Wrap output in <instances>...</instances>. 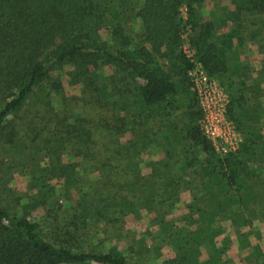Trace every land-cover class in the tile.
<instances>
[{
    "label": "trees",
    "instance_id": "16d2710c",
    "mask_svg": "<svg viewBox=\"0 0 264 264\" xmlns=\"http://www.w3.org/2000/svg\"><path fill=\"white\" fill-rule=\"evenodd\" d=\"M207 1L0 0V141L24 147L37 128L45 167L31 170L29 207L46 206L55 183L65 202L52 227L0 205V264H144L154 235L170 253L160 264H264V242L250 239L264 224V0H209L210 11ZM251 45L258 69L244 54ZM194 62L228 95L243 136L234 153L217 154L202 134L187 74ZM66 85L79 95L68 98ZM53 95L64 115L25 120L32 104L49 110ZM70 101L106 127L112 115L113 150L99 152L106 135L73 117ZM150 124L164 134L163 157L143 174L134 135L154 142ZM125 134L132 138L120 144ZM95 173L103 177L94 185ZM185 191V213L173 218ZM143 214L144 233L120 234L127 217Z\"/></svg>",
    "mask_w": 264,
    "mask_h": 264
},
{
    "label": "rangeland",
    "instance_id": "374dc122",
    "mask_svg": "<svg viewBox=\"0 0 264 264\" xmlns=\"http://www.w3.org/2000/svg\"><path fill=\"white\" fill-rule=\"evenodd\" d=\"M211 5H212L211 2L208 0L206 2V11H210ZM183 12L185 14L184 10ZM132 28L134 30H138L140 28L139 23L137 22L133 23ZM250 47H252V51L249 50ZM187 48H188L187 44L184 43V50H186ZM186 53L188 54L189 52ZM244 54L246 56L247 62L251 63V65L255 69H258L260 62L259 61L253 62V58L257 56V50L255 46L254 45L248 46V49L246 48V52H244ZM188 79L190 81L189 90L192 94L195 95L194 87L193 84L191 83L189 76ZM211 81L215 83V85L220 89V91L225 95V97L228 100V95L219 85L218 81L215 79H211ZM78 95H79L78 88H74L66 85V96L68 98H71L70 96H78ZM38 97H40V100H42V96L40 94L38 95ZM194 97L196 98V101L198 103L196 95ZM50 103L51 106L49 107V110L47 107L44 108L39 103L36 104L37 106L32 104L28 107V112H26V114H23L22 116L26 117L25 120L32 118L35 119V121L37 122L38 121L44 122V120L47 119L50 115H54L53 112L61 116L65 114L61 98L53 95L52 97H50ZM69 103H70L69 107L71 112L73 111V113L76 114L73 115V117H79L85 119V121L87 122H91V120L95 121V123H98L97 126L99 127L100 131L103 132L104 135H106V137L100 138L98 140V144L101 146L99 152L100 153L101 151L103 152V149L105 148L110 150V146H112V150H113L115 148L114 143L116 139L114 138V143H112L113 135L111 134V130L113 127L116 126V121L114 120L112 115L109 112L104 114L103 118L104 119L107 118V123H108V127H106V124L104 125L105 121L103 124H101L100 122L101 115L96 114L95 111L90 110L87 106H85L80 102H78V105L76 106L75 104L77 103V101H74V103L70 101ZM227 111H228V103H227ZM226 117L228 118L227 112H226ZM228 120L233 123V125L237 130V125L231 119L228 118ZM69 121L71 120L69 119ZM201 121H202V116L199 121L200 125H201ZM260 127L263 129L264 132V123H262ZM21 129L25 130L24 127H22ZM33 129L34 132H31L29 130L30 133H28V138L24 139L23 141L24 147L19 143H14L11 146H7L6 148H3L4 146L3 141H0V205L4 207V209H7V211L10 214H17V215L29 214L31 218L35 220H39L40 223H44L42 224L43 226L49 225V227H52L55 224L54 223H52V225L50 224L51 220L49 219V217L56 216L53 211L59 210L61 212L62 208L65 205V202L62 198L63 187L59 188L60 186L56 185L55 183L54 185L56 187L55 197L53 199L51 198L46 206L42 208L38 207L37 209H35V211L32 209V207L31 209L29 207L30 204L32 203L31 199L35 195V191L32 189L31 170L37 169L36 167L39 168V166H40L39 169H41V167H45V164L43 165L44 162L41 161V157L43 156V153L40 152V154H38L39 153L38 150L41 147L39 141L42 139V137H37L36 141L32 142L34 139L32 133H37L39 131L37 128H33ZM237 132L240 135V139L242 143L243 136L240 133V131L237 130ZM30 135H32V137H30ZM147 136L149 140L154 141L148 143L149 146L147 144L148 140L146 139L144 140L141 138V133L138 137L134 135V138L135 139L137 138L136 143L138 144V150H140L139 159L141 161V168L143 174L149 173L150 171L148 168L149 162L158 161L163 157L162 148L157 144V141L161 143L163 142L164 134L162 133V131L161 134H159V128L155 125L150 124V126L148 127ZM131 138L132 136H130L129 134H125V136L119 137L117 138V140H119L120 144H126V141L130 140ZM102 171H103L102 173L103 176L108 175L110 173V170L106 168H104ZM94 175L96 179L92 178L91 183L95 185L99 181H102L103 176L100 178L97 173H95ZM189 199H190V194L189 192L185 191V193L181 196V201L178 205L177 210L172 214L173 218L179 217L185 213L184 205L189 201ZM27 207L29 208L27 209ZM150 217L151 216H148L146 214H143L141 219H136L133 216L127 217L124 231L120 232V234L124 235L125 237H127V235L129 234L136 235L137 237H139L141 233H144L146 231ZM217 225L220 226L221 223L217 222ZM225 225L226 224H223L222 226L225 227ZM255 231L260 233L261 239L259 241L258 239H256ZM251 235L252 236L250 237V239L252 240L251 241L252 243L262 245V243L264 242V224L255 223L253 233H251ZM126 240L129 241V239ZM122 243L124 244V242H121L120 244L121 251H123L125 247V244L123 245V247L121 246ZM146 244L149 247V253L146 254V259L148 257L149 261L145 262L144 264H160V262L164 258L170 256V253H168V249L163 248V245L161 244L160 240L156 238L155 235L147 239ZM161 248L163 249L162 256L161 258H158L156 256V251ZM206 250L207 252L204 251V256H207V254L209 255L211 253L210 246H206ZM263 261H264V257H263Z\"/></svg>",
    "mask_w": 264,
    "mask_h": 264
},
{
    "label": "built area",
    "instance_id": "2783aa9c",
    "mask_svg": "<svg viewBox=\"0 0 264 264\" xmlns=\"http://www.w3.org/2000/svg\"><path fill=\"white\" fill-rule=\"evenodd\" d=\"M182 14L185 16L184 12ZM188 58L192 56L189 54ZM188 76L202 112L203 135L220 155L236 152L241 139L233 123L226 117L227 98L196 62Z\"/></svg>",
    "mask_w": 264,
    "mask_h": 264
}]
</instances>
